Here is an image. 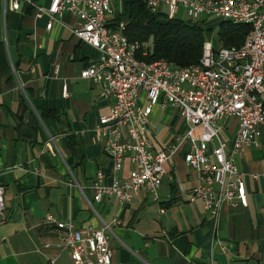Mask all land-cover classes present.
Instances as JSON below:
<instances>
[{
	"label": "crops",
	"instance_id": "crops-1",
	"mask_svg": "<svg viewBox=\"0 0 264 264\" xmlns=\"http://www.w3.org/2000/svg\"><path fill=\"white\" fill-rule=\"evenodd\" d=\"M32 1L19 0L13 10L14 0H0V186L6 205L0 264H74L60 247L58 221L77 229L109 224L114 264H264V146L236 157L248 206L225 204L218 218L211 217L203 200H189L201 181L185 162L190 144L178 138L189 123L175 107H155L150 117L153 149L177 148L157 198L142 189L128 203L115 196L94 201L98 173L111 187L135 169L131 155L114 169L96 130L112 101L81 78L102 53L74 37V16L57 17L48 30L49 16L37 17L36 8L47 10L52 0ZM113 4L122 13L123 3ZM140 104L146 105L144 94ZM219 122L220 141L231 145L237 120Z\"/></svg>",
	"mask_w": 264,
	"mask_h": 264
},
{
	"label": "built area",
	"instance_id": "built-area-1",
	"mask_svg": "<svg viewBox=\"0 0 264 264\" xmlns=\"http://www.w3.org/2000/svg\"><path fill=\"white\" fill-rule=\"evenodd\" d=\"M123 1L52 0L47 10L36 8L37 17L49 16L48 30L57 17H76L74 37L102 53V59L83 70L81 78L101 88V97L112 101L110 115L100 120L96 130L105 139V153L114 169L121 170L129 155L135 169L127 179L115 181L111 187L104 186L105 174L98 173L94 201L100 203L104 196H115L121 203H128L142 189L157 198L167 175L166 165L177 148L155 151L148 138L149 123L155 107L172 106L189 123L188 131L178 140L190 144L185 162L201 181L189 200H203L206 211L214 218L219 217L225 204L236 202L247 207L246 185L236 157L248 148L264 146V0H235L227 5H219L218 0H144L152 12L166 13L169 20L176 19L182 9L194 22L207 19L212 23L210 17L220 22H252L251 42L244 44L247 52H226L218 47L213 33L206 36L204 52H208V60L200 62L210 66L207 74L178 71L167 61L150 69L135 65V55H147L148 48L128 39L126 22L114 25L117 13L112 2ZM28 2L34 4L32 0ZM19 7V0H14L12 9ZM63 94L69 96L67 86ZM142 94L146 96L145 106L140 104ZM228 118L238 122V133L231 145L220 141L217 124ZM217 140L218 145L212 147ZM4 196L5 188L0 186V219H4L6 210ZM52 220L48 215L47 221ZM56 225L64 234L60 247L70 252L74 264H114L107 235L111 231L109 224L100 229H77L65 221Z\"/></svg>",
	"mask_w": 264,
	"mask_h": 264
},
{
	"label": "trees",
	"instance_id": "trees-1",
	"mask_svg": "<svg viewBox=\"0 0 264 264\" xmlns=\"http://www.w3.org/2000/svg\"><path fill=\"white\" fill-rule=\"evenodd\" d=\"M121 21L127 24L125 35L130 41L147 46L146 62L167 61L175 68L199 64L206 31H217L221 48H240L252 33L250 26L230 22H220L214 29L205 21L169 20L166 13L152 12L144 0H124L122 13L113 20L114 25Z\"/></svg>",
	"mask_w": 264,
	"mask_h": 264
},
{
	"label": "bare ground",
	"instance_id": "bare-ground-1",
	"mask_svg": "<svg viewBox=\"0 0 264 264\" xmlns=\"http://www.w3.org/2000/svg\"><path fill=\"white\" fill-rule=\"evenodd\" d=\"M235 0H218L219 5H227V3L234 2ZM204 3H211V0H204ZM225 22H230L235 25H247L252 28V22H249L248 20H226ZM251 42V35L247 37L244 44H249ZM242 45L240 48L232 47V48H223L226 52H233V51H239V52H247V45ZM220 47V45H218ZM147 55L145 54H138L135 55V65H139L141 69H150L152 67H161L163 66L165 61H156L152 63H148L145 61V58ZM208 60V52H204L203 49V56L200 61H206ZM171 67L173 65L170 64ZM175 68V67H173ZM178 69V71H185V72H195V70H199L200 74H207L210 73V66L209 65H202L201 62L199 64L187 67V68H175Z\"/></svg>",
	"mask_w": 264,
	"mask_h": 264
},
{
	"label": "rangeland",
	"instance_id": "rangeland-1",
	"mask_svg": "<svg viewBox=\"0 0 264 264\" xmlns=\"http://www.w3.org/2000/svg\"><path fill=\"white\" fill-rule=\"evenodd\" d=\"M112 6H114L113 2H112ZM165 11H167V9L165 7H163ZM177 20H182V21H189L188 17L186 16V14L184 13V11L181 9L180 12L176 15L175 17ZM207 19H203V20H200V21H196V22H201V21H205V26H208V27H213L214 29H218L217 28V25L220 23V21L215 18V17H210L209 18V21H211L212 23H209L206 21ZM216 30L213 31V36H214V41L217 43L218 42V37H217V34H216ZM209 34H212L211 31L208 32L206 31V36H208ZM219 125H221V123L219 122L218 123Z\"/></svg>",
	"mask_w": 264,
	"mask_h": 264
}]
</instances>
